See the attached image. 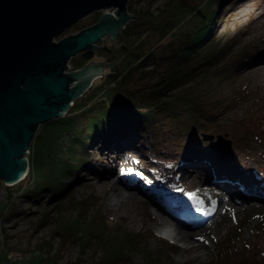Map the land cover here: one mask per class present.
<instances>
[{
  "label": "rangeland",
  "instance_id": "obj_1",
  "mask_svg": "<svg viewBox=\"0 0 264 264\" xmlns=\"http://www.w3.org/2000/svg\"><path fill=\"white\" fill-rule=\"evenodd\" d=\"M166 1L129 0L128 5L137 11L156 15ZM211 10L215 11L213 27L217 37H222L223 42L229 38L232 42L236 40L234 46L231 44L235 52L244 50L246 47L256 50L242 63L237 75L230 76V79L225 82L224 90L227 92V98L231 97L226 99L228 102L223 103V107L216 111L213 119H209L207 122L200 121L198 127L194 126L192 121H188L187 115L183 114L180 105H174L177 112L173 111L175 115H178L176 118L166 113L167 110L162 106L156 107L157 104L162 105L163 101L155 96L157 95L155 90L163 88L164 82L161 78L171 73L173 51L177 49L176 43L169 42L170 36L158 40L155 46H146V51L150 49L149 57L142 65L138 66L124 87L136 91L133 96H130L134 99H136L135 96L137 98L140 96V98L143 97L149 101L148 95L153 97H151L153 101L151 102L157 104L151 105L154 108L150 115L153 119L151 122L147 121L146 125L142 129L139 127L137 130L140 131L136 132H127L121 129L119 136L104 146L99 145L100 142L97 143L96 140H91L86 144L89 159L86 157L85 164L82 165L81 162V164H77L78 166H72L76 162L72 157L71 132L67 130L60 132L61 140L55 147L58 153V165L61 167L69 163L67 167H70L71 173L65 177L63 185L66 187L57 195L44 190L38 196L32 197L23 192L29 181L23 180V182L20 179L16 183H11L0 179V264H152L151 261L154 264H184L178 255V248H181L182 242L176 243L164 239L155 226L151 225L152 218L155 216L154 212H161V209L157 208L153 202L151 203L150 197L146 193L143 192V200L133 199L127 205L130 213L125 212L122 216L110 206L111 190L107 180L115 175L117 170L121 174V179L118 177L117 180L123 185L128 180H142L146 185H155L152 186V190L159 194L157 188L168 189V187L156 180L153 181V179L144 180L143 173L154 175L155 171L165 170L171 177H174L175 174L184 173L189 168L188 179L191 183L193 181L192 169H200L202 176L206 174L203 173L205 167L200 158L204 155L206 161H204L205 159L203 161L208 167H230L241 172H248L244 167H258V170L254 171L257 175L255 174L256 178L253 181L260 185V188H264V133L255 131L256 134H254L245 129L241 131L234 123L235 119L249 122L253 116L256 119L258 116H264V0H214ZM106 11L113 12L114 8L90 12L66 28L54 40L58 41L69 33H76L84 27L93 25ZM129 13L132 12L129 11ZM135 19V17L129 19L128 23L134 22ZM140 20L143 23L136 25L135 28L149 27L148 20L143 18ZM104 37V40L96 43L98 47L88 49L94 54L90 60H86L84 51L79 52L70 58L65 72L69 73L72 70L75 72L78 68H84L92 60L98 64L104 60L106 63L114 61L117 68L112 71L110 67L103 65V73L94 77L90 86L71 102L72 104L65 113L71 110L75 100L83 99L84 94L87 93L89 94L86 97L88 101L91 94L97 92L93 88L100 86L101 82H107L108 73L112 72L118 75L122 69L128 66L127 59L124 60V57L122 58L121 54H118L123 48L120 34L118 38H113L110 34H106ZM136 39L134 38V40ZM101 44L102 46H99ZM129 48L131 49V45L125 47L127 50ZM108 83L100 89L101 93L104 91L103 94L110 95L119 87L114 82ZM98 94L99 92L94 96L96 97ZM124 96L126 102L134 101L128 94H124ZM231 101L232 104H230ZM137 111L139 112L136 108L133 112ZM59 117L40 124L35 136L38 131H43L46 126L56 122ZM195 127L196 129H194ZM223 128H226L227 131H223ZM204 134H213L215 137L204 138ZM216 135H221L224 140H229L230 143L224 147L217 146ZM232 136L233 139L235 138L237 146L232 145V138H230ZM35 141L33 138L27 149L28 152L25 154L28 162L27 171L31 167V157L35 155L34 161L39 160V153L34 152ZM245 144L249 147L244 148ZM153 145L163 148H153ZM163 149H167L168 152H164ZM175 150L177 151L174 152ZM178 152H181L180 156L177 154ZM88 161L89 164L86 165ZM224 171L214 172L216 175L210 172V175L221 179L227 177L231 182L238 181L235 174L227 172L228 170L225 168ZM178 177L179 175H177ZM213 180L204 182L208 183L210 187L200 186L201 193L207 191L209 194L207 203L210 210L208 212L219 210L205 229L206 231L200 233L201 242L207 241L208 252L203 258L202 264H234L239 258H243V254L251 246L256 244L264 246V241L260 242L264 239V192L260 190L263 192L260 195L247 197L244 200L246 203L242 205L237 199V194L228 193L221 184L216 183L217 179ZM212 185L214 186L212 187ZM133 187L138 189L137 184ZM195 187L192 185L190 189ZM213 192L215 195L211 197ZM223 199L232 205L222 206ZM134 212L139 213L146 224L134 226L131 223V216ZM161 215H165L163 211ZM77 216L84 224V221L87 220L91 225L94 224L95 228H98L97 231L102 230V233L99 234V238H102L95 240L89 235L86 238L82 236V241L79 242L75 239L72 240L67 235L63 236L59 225L61 223L70 225L63 220H70ZM103 220L108 222L102 224ZM172 222L175 226H179L176 225L175 220L172 219ZM91 225L90 227H92ZM184 226L186 225L182 227ZM119 227L138 234L134 238L133 244H129L130 240L125 237L116 235L120 233ZM206 232L213 234L214 240L208 239ZM106 233L110 236L113 250L117 251L123 248L120 250L122 256L118 262H109L103 259L109 253L107 251L109 246L105 244L104 240ZM84 239L89 241L86 243ZM225 243H229L237 253V257L234 255L235 258L229 262L221 259ZM201 251L205 252L203 248ZM41 257L46 258L41 261ZM49 260H53L54 263H48Z\"/></svg>",
  "mask_w": 264,
  "mask_h": 264
},
{
  "label": "trees",
  "instance_id": "obj_2",
  "mask_svg": "<svg viewBox=\"0 0 264 264\" xmlns=\"http://www.w3.org/2000/svg\"><path fill=\"white\" fill-rule=\"evenodd\" d=\"M213 2L214 0H167L164 6L159 8L156 15L137 11L132 6L127 5V8L134 14L136 19L130 24L127 23L121 30L120 41L123 48L118 54H121L124 60L127 59L128 66L122 69L118 75L112 72L108 73L107 82H101L100 86L94 87L93 89H96L97 92L91 94L88 101L86 100L87 95H89L87 93L84 94L83 99L75 100L71 110L60 116L56 122L46 126L45 130L38 131L34 137L36 140L34 152L39 153V160L35 162V155L31 157V167L22 178V181L29 182L26 184L27 187L24 191L23 189L20 190L33 197L38 196L44 190L57 195L66 187L63 183L65 177L71 173L70 167H67L69 163L61 167L58 165V153L57 148H55L61 140L60 136L62 134L60 132L63 130L71 132L72 157L76 162L72 166H78L81 162L82 165L85 164L86 157L89 159L86 144L91 140H96L97 143L100 142L99 145L104 146L118 137L121 129L127 132L140 131L137 130L139 127L142 129L147 121L151 122L153 120L150 116L154 110L151 106L154 104L152 103L153 97L148 95L149 101H146L143 97L140 98V96L139 98L135 96L136 99H134L130 96H133L136 91L124 87V84L132 78L138 66L142 65L149 57L150 49L146 51L145 47L155 46L158 40L168 36H170L169 42L176 43L177 50L173 51L174 58L170 68L172 69L171 73L161 78L164 82L163 88L161 87L162 90L161 88L155 90L157 94L155 96L163 101L162 105L157 103L154 105L157 104L156 107L162 106L167 110L166 113L173 118L178 116L175 115L174 111L177 112V110L174 105H180L183 114L187 115L188 121H192L196 127L199 126L200 121L207 122L209 119H213L216 111L223 107V103L228 102L226 99L231 98H227V92L224 90L225 82L230 79V76L237 75L242 63L252 53L256 52L255 49L251 50L250 47L235 52L231 44L234 46L236 40L232 42L229 38L230 40L223 42L222 37L215 35V28L213 27L215 11L211 10ZM140 18L149 21L148 28H135L136 25L143 23ZM134 38L137 39L134 40ZM127 45H131V49H125ZM83 53L86 60H90L94 56L90 50H85ZM234 59L236 60L234 61ZM231 62L232 64H230ZM108 82L119 85L110 95L108 93L103 94L104 91L103 93L100 92V89ZM170 88L172 89L170 90ZM98 92V96L95 97L94 95ZM124 94H128L130 99L132 98L134 101L126 102ZM230 104H232V101ZM136 108L139 112H133ZM73 111L74 113H71ZM234 123L241 131L245 129L247 132L254 134H256L255 131L261 134L264 133V116H258L257 119L253 116L249 122L235 119ZM222 130L227 131L226 128ZM230 138H232V145L237 146L235 138L233 139V136ZM248 147L249 145L245 144L244 148ZM153 148L163 147L153 145ZM163 151L168 152L167 149H163ZM177 154L179 155L181 152ZM88 164L89 161L86 165ZM63 221H67L70 225L61 223L59 229L63 236L67 235L72 240L75 239L80 242L82 236L86 238L88 235L95 240L102 238H99L102 230L97 231L98 228H95L96 226L91 225L87 220L84 221V224L83 221L79 220V216ZM104 222L108 221L103 220L101 223L105 224ZM119 228L120 233L116 235L125 237V239L130 240L129 244H133L134 238L138 234L122 229V227ZM104 238L105 244L109 246L107 247L109 253L103 259L109 262L121 260L122 253L120 250L123 248L117 251L113 250L109 234L105 235ZM88 241L86 239L84 242L87 243ZM261 241H264V239ZM223 248L224 252L221 255L223 261L229 262L232 258H235L234 255L237 257V253L234 252L229 243H225ZM242 257L234 264H264V246L261 244L251 246ZM45 258L41 257V261ZM48 263H54V261L49 260ZM151 263L154 264L152 261Z\"/></svg>",
  "mask_w": 264,
  "mask_h": 264
},
{
  "label": "water",
  "instance_id": "obj_3",
  "mask_svg": "<svg viewBox=\"0 0 264 264\" xmlns=\"http://www.w3.org/2000/svg\"><path fill=\"white\" fill-rule=\"evenodd\" d=\"M128 1L0 0V179L11 183L22 179L28 167L25 154L38 126L63 115L103 73V65L112 71L117 68L114 61L96 66L92 60L84 68L65 72L70 58L98 47L104 35L118 38L135 17L129 13ZM104 8L114 11L103 12L93 25L54 40L85 15ZM216 138L217 146L230 143L221 135Z\"/></svg>",
  "mask_w": 264,
  "mask_h": 264
},
{
  "label": "bare ground",
  "instance_id": "obj_4",
  "mask_svg": "<svg viewBox=\"0 0 264 264\" xmlns=\"http://www.w3.org/2000/svg\"><path fill=\"white\" fill-rule=\"evenodd\" d=\"M68 62L67 65H69ZM95 65L98 66L99 64L96 63ZM71 86H73L72 83ZM200 158L202 159L201 162L205 167V172L203 173L206 174L205 176H202V171H200V169H192L193 172L191 175L193 181L191 183L188 179L189 168L184 173L175 174L174 177H171L169 172L165 170L155 171L154 175L143 173L142 177L144 180L149 181L153 179V181L156 180V182L163 183L168 187V190H166V192H160L161 195L156 194L152 190L153 184H151L150 186L146 185L142 180H128L125 181L126 184L123 185L120 181L117 180L118 177L121 179L119 170H117L116 174L111 176L107 180L111 190L109 204L117 211L118 214H120V216H122L125 212L130 213L127 205L133 199L143 200L144 193H146L150 197L149 199L151 203L153 202V204H155L157 208H161V212L163 211L165 215H161V212L159 211L158 213L154 212L155 216L154 218H152L151 225L155 226V228L158 230V233L164 239H169L176 243L182 242L181 248H178V255L180 261L184 264H195L197 262L198 264L203 263V258L208 254L207 241L201 242L199 238L200 233L201 231H206L205 229L219 211L217 209L213 212H208L210 210V207L207 203L209 194L207 193V191L201 193L200 186L206 185V187H210V185L208 183L205 184L204 182L214 181V178L217 179L216 183L221 184L225 189H227L228 192L238 195L237 199L242 205L246 203L244 202V200L247 197L260 195L264 192V188H260V185L255 184V182L253 181L256 178V173H254V171H257L258 167H244V169L248 172H241L230 167H208L204 162L206 161V156L203 155L200 156ZM224 168L225 170H228L227 172L235 174L238 181L231 182V180L227 177L221 179L210 175L211 173L213 175H216V173H218L219 171H224ZM25 174L26 171L22 173L21 177L25 176ZM177 175H179L178 178ZM136 184L138 189L133 187V185ZM192 185H195L196 187L190 189ZM213 186L214 185H212V187ZM260 190H262L263 192H261ZM214 195L215 192L211 194V197H214ZM226 204L232 205L229 201L223 199L221 201V205L225 206ZM167 212L177 215L181 221L180 224L183 223L186 225V227H182L181 225L174 226V222L171 223L172 217H168ZM131 223L134 226L146 224L142 219V216H139V213L137 212L132 213ZM206 233L208 239L214 240L213 238H215V236H213V234L208 232ZM202 248L205 252L201 251Z\"/></svg>",
  "mask_w": 264,
  "mask_h": 264
}]
</instances>
